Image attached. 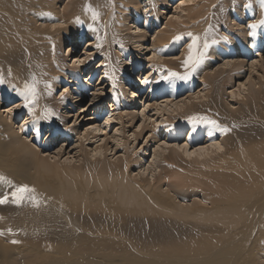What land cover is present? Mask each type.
<instances>
[{"label":"bare ground","instance_id":"1","mask_svg":"<svg viewBox=\"0 0 264 264\" xmlns=\"http://www.w3.org/2000/svg\"><path fill=\"white\" fill-rule=\"evenodd\" d=\"M64 1L0 0V74L3 73L1 68L9 67L10 76L14 79L10 88L0 86V101L6 103L11 98L18 101L9 108L6 106L9 117H3L5 115L2 116L0 111V177H3L0 179V198L6 190L10 194L16 186L28 184L36 190L33 195L40 196L38 201L47 204L46 208L60 212L61 207L67 212L64 216L75 219L76 223L72 224L81 226L70 228V233L75 237L69 236L66 231L56 230L60 227L49 224L51 220L48 221L46 217H33V201L27 197L19 205L11 203L10 198L9 203L0 204V212H3L5 206L13 207L10 221L6 215L0 216V264H264V140H247L264 135V121L230 122V131L220 132L221 142L212 143L214 140H211L210 144L197 146L195 154L198 158L207 156L199 162L201 165L192 166L190 173L188 169L185 172L179 169L175 177L181 176L180 181H169L164 189L161 179L170 178L166 173L168 170L164 169L167 162H162L161 156L163 161L167 160L163 155L167 149L157 143L155 146H159L160 150L152 152V160L147 166L152 168L156 164V168L161 167L158 175L149 182L147 178L138 181L130 179L129 172L136 165V156L123 155L115 162H106L105 166L99 163L97 167L72 165L69 167L73 169L68 171L66 167L60 169L49 162L23 137L29 132L38 136L45 130V126L48 127L49 135L55 129L43 116V109L48 105L45 94L49 90L48 85L53 82L57 85L68 73V79L80 90L75 100L82 99L83 91L88 89L87 84L79 82L75 72L67 70L65 73L62 69L63 60L59 49L63 39L77 34V30L102 27L100 34L96 35L95 43L102 45L105 42L107 50L114 40L116 43L123 37L119 28L128 17L121 9L135 13L136 9L139 10L137 6L144 5L143 8H147L150 5L149 0L145 4L143 0ZM213 1L180 0L174 7L175 12L170 14L165 23L166 26L153 31L152 45L158 46V52L161 53V48L167 46L181 30L184 21L198 20L203 15L205 4L211 6ZM240 2L236 9L243 14L248 9L244 0ZM255 2L259 3L257 0ZM57 4L63 5L57 7ZM253 7L256 8L255 17H261L264 11L260 4L256 6L253 3ZM74 12L77 14L74 15ZM93 12L98 13L95 20ZM136 18L139 19V15ZM147 19L148 14L145 21ZM249 35L250 32L247 35L244 33V37ZM247 44L243 47L237 41L236 54H230L229 58L222 60L221 66H229L228 71L243 66L240 57L249 47V51L254 53L252 57L260 55V50L264 48V37ZM217 50L223 51L220 48ZM188 51L187 43L181 54V63L187 58ZM218 51H214L215 54H219ZM227 52L231 51L227 49ZM118 56L125 58V52H120ZM171 57L175 60L177 56ZM151 58H162V55L153 52ZM257 64L258 58L251 59L248 67L250 71H254ZM215 68L218 66L214 65ZM258 71L260 74L257 77L264 78V66L258 67ZM104 72L102 76L106 80ZM220 73H224V70ZM204 77H209L208 82L212 78L203 73L201 80ZM248 79L243 82H248ZM108 80L111 79L108 77ZM240 80L238 91L244 86ZM26 84H34L36 88L37 99L31 106L34 112L23 107L24 100L19 95ZM149 87H153L151 81ZM128 91L131 96L136 95ZM230 92L231 96L240 95L234 89ZM207 102H210L209 98ZM18 104L21 107L17 108ZM174 106L177 108L181 104L174 103ZM144 107L148 109L149 104H144ZM22 112H26V116L20 126L23 130L19 134L12 129L11 123L13 117L17 118ZM131 118L134 119V116L131 115ZM113 119H121V113L111 112L106 127L98 128L104 131L101 135L109 134L107 129ZM248 124V128L256 129L252 133L256 135L245 132ZM37 127L40 128L39 134L34 131ZM121 133L118 127L109 139L117 144ZM36 142L39 144L38 139ZM160 170H163L161 178ZM96 189L100 201H106L103 196L110 194L112 200L107 201L106 206L109 205L110 214H75L74 211L79 208L77 203L92 206L95 194L91 195V191ZM175 199L179 203L176 204ZM45 220L48 223L45 229L40 228L44 231L31 233ZM103 222L108 227L111 225L113 229L109 228L114 233L95 225L91 229L87 228ZM65 236L70 238L66 239Z\"/></svg>","mask_w":264,"mask_h":264},{"label":"rangeland","instance_id":"2","mask_svg":"<svg viewBox=\"0 0 264 264\" xmlns=\"http://www.w3.org/2000/svg\"><path fill=\"white\" fill-rule=\"evenodd\" d=\"M146 1L143 0V4ZM255 1L244 0L243 3L246 4V9L249 12L246 11L243 14L236 9L237 4L241 3L240 0H215L211 6L206 3L202 17L198 20L184 21V26L169 41L167 46L161 48V53L158 52V46L152 45L155 34L153 31L155 29L158 31L166 26L165 23L170 14L175 12L174 7L180 0H149V7L143 8L144 5H139L137 6L139 10L136 9L135 13L121 9V11H125V15L128 17L124 25L119 28L123 37L116 43L114 40L107 50L105 42L100 45L101 50L95 46L97 43L95 41L96 35L100 34L102 27L99 26L98 29L95 27L90 29L91 31L86 28L77 30V34L63 39L59 54L63 60L62 69L65 70V73L68 71L75 72L79 82L87 84L88 89L83 91L82 99L75 100L80 90L76 88L74 82L68 79L70 77L68 73L66 77L61 78L57 85L56 82H53L51 90L45 93L48 105L43 109V116L48 123L55 126V129L49 135L47 133L48 127L45 126V130L40 135L36 136L29 132L23 137L32 143L41 155L47 157L49 162L60 167V169L66 167L68 171L73 169L69 167L72 165L97 167V163H99L105 166L106 162H115L123 155L136 156V165L131 167L129 177L132 181L147 178L149 182H152L153 178L158 175L161 167L160 165L156 168V164L152 168L147 166L148 162L152 160V152L157 149L160 150L159 146H155L157 143L167 149L163 152L167 160L163 161L161 156V161L167 162L166 166H163L165 170H168L166 173L170 179H161V183L164 184L163 189L169 181H180L181 176L180 178L175 177L179 169L184 172L185 169H188L190 173L192 166L201 165L199 162L207 158V156L198 158L195 154L198 145L200 147L210 144L209 141L211 140H214L212 143L221 142L220 131L200 118L207 117L208 120H215L220 126L223 125L228 128L232 121H264V78L262 76L257 77L260 74L258 67L264 66V48L260 50V55L252 57L254 53L249 51L251 49L248 46V50L240 57L243 59V66L231 69V71H228L229 66H221L222 60L229 58L230 54H236L237 41L241 46L246 47L247 43L264 37V25L258 26L255 30L256 34L251 35L252 38L250 35V38L244 37V33L247 35L248 32L253 31L248 27L249 24L264 19V12H261V17H255L256 8L253 7L254 3L256 6L260 4L261 8L264 0H257L259 3ZM60 5L63 4H57V7ZM208 8L210 9L208 10ZM76 14L74 12V15ZM147 14L149 19L145 21ZM136 15H139V19L136 18ZM101 33L103 34V32ZM187 33L200 37L196 47V55H199L200 52L204 53L201 63L195 66V71L187 80L179 77L161 80L160 76L168 75L170 70L181 75L189 70L181 63L183 48L187 43H191V37ZM78 34L80 36L77 39ZM177 36L180 39H175ZM205 39L209 44L207 50L203 47ZM69 48L71 52H69ZM218 48L223 51H218ZM227 49L231 52H227ZM122 51L125 52V58L118 56ZM214 51H218L219 54H215ZM153 52L162 55V58H151ZM172 55L179 57V59L174 57V60ZM89 56L92 59H88ZM253 58H258V64L254 71H250L248 67ZM82 59L85 60L84 64L79 63ZM214 65L218 66L215 70ZM1 69L3 73L0 74V77L5 82L0 86L10 88L14 83V79L10 76V68ZM222 70L224 73H220ZM104 71L109 72L114 79L108 80L106 77L105 80L102 76ZM203 73L211 75L213 79L210 78L208 82L207 78L209 77H204L201 80L200 77ZM146 77L149 81L144 84L143 82L147 80ZM248 77L249 81L243 82ZM239 79L244 86H241L238 91ZM150 81L153 83V87H149ZM97 84L99 87L101 86L99 90ZM233 89L240 95L231 96L230 90ZM128 90L135 92L136 95L131 96ZM197 91L199 93L196 96ZM90 93L93 94L90 96ZM208 98L210 102H207ZM17 102L12 98L6 103L0 101L2 116L9 117L7 108ZM146 103L149 104V108L145 110L144 104ZM174 103H179L181 106L176 108ZM114 111L121 113V119L110 120V126L107 129L109 134L101 135L104 131L98 130V128L106 127L107 118ZM25 114L26 112H22L17 118L13 117L11 123L13 130L17 132L22 130L20 126L26 116ZM131 115L134 116V119L131 118ZM139 125L140 127H138ZM118 127L122 133L120 135L121 140L119 139L120 143L118 140L116 144L114 140L109 139V136ZM246 127L245 132L249 131V134L255 132L254 127L248 128L249 124ZM209 132L212 133L211 136L208 135ZM36 139H38L39 144ZM247 140L262 142L264 135ZM104 141H106L105 144ZM96 147L103 149L99 150ZM153 168L155 169L153 170ZM149 170H151L150 173H148ZM163 170H160V178ZM95 176L99 177V175ZM180 185H182L181 182ZM97 191V189L91 191V195L95 194L92 206L87 207L77 203L79 208L74 211L75 214H83L84 216L86 214H110L109 205L106 207L108 202L112 200L110 194L103 196L106 201H100ZM4 195H9V199L11 198L8 190ZM35 197L38 200L40 196ZM175 202L176 204L179 203L177 199ZM185 204L189 205L188 202ZM111 205L113 206L114 203L112 202ZM71 206L73 207V205ZM46 207L47 204L44 202H32L33 217H46L47 220H51L49 224H56V227H60L56 230L66 231L65 233L69 236L75 237L73 233H70V228L75 225L79 228L81 225L72 224L75 219L72 220L68 216H64L67 212L64 209L63 211L61 207L60 212ZM12 210L13 207L7 208L5 206L2 211L8 214H1L3 212H0V216L6 215L10 221V217L13 215L10 214ZM62 215L68 219L66 220ZM62 219L64 221H61ZM47 220H45L46 223L40 222L38 226L36 224L37 230H31V233L44 231L40 228L45 229L46 224H48ZM93 225L104 227L109 233H114L111 230L113 229L112 226L109 225L110 229L104 222L94 223L87 228L91 229ZM65 238L69 239L70 237L65 236Z\"/></svg>","mask_w":264,"mask_h":264},{"label":"snow or ice","instance_id":"3","mask_svg":"<svg viewBox=\"0 0 264 264\" xmlns=\"http://www.w3.org/2000/svg\"><path fill=\"white\" fill-rule=\"evenodd\" d=\"M188 2H191V0H188ZM262 10H264V3H262L261 5ZM98 16V13L93 12V20H95ZM260 25H264V19H260L254 23H251L248 25V27L250 29H252L253 31L250 33V35H255L256 32L255 30L258 28V26ZM91 27V26H90ZM188 36L191 37V43L188 44V56L187 58L183 61V66L186 69H189L188 71H186L183 75H181L180 73H177L175 71H169L168 75H161L160 79L161 80H167L169 79V77H179L180 79L183 80H187L191 77L192 72L195 71V66L199 65L201 63V60L203 58L204 53L200 52L199 55H196V47H197V43L200 40V37L198 35H193L192 33H187ZM99 39V37H98ZM175 39H180L179 36L175 37ZM225 39H227L225 37ZM213 43H216V41H213ZM97 48L100 47V44H96L95 45ZM204 49L207 50L209 47L208 41L207 39H205L204 41V45H203ZM69 52H71V50L69 49ZM177 59H179V57H176ZM88 59H92L91 56L88 57ZM80 64H84L85 60H80L79 61ZM104 75L106 77H109L110 79H114L109 72H105ZM5 81L2 77H0V84H3ZM147 83V81H145ZM49 90H51V85H48ZM19 95L23 97L24 103H23V107L28 108L29 111L34 112L35 109L33 107H31L37 99V94H36V88L35 85H25L24 90L19 92ZM63 98V97H62ZM17 108L21 107V105H16ZM12 109H9V111H11ZM200 119H203L205 122L210 123L214 126V128L217 131H220L222 133H227L230 131V129L228 127H221L217 121L215 120H208L207 117H202ZM195 120V118H194ZM23 130V129H22ZM37 134L40 133V128L37 127L34 130ZM209 136L212 135L211 132L208 133ZM216 147H219V145H217ZM0 179H3V177H0ZM35 188L30 187L28 184H21L19 186H16L15 189L13 191H11L10 195H11V203L13 204H21V202L27 197V199L33 201L34 203H39V201L36 199L35 195H33V193H35ZM9 203V195H3L2 198H0V204H6ZM9 231H11V229H9ZM0 234H2V232H0ZM13 243H19V241H13Z\"/></svg>","mask_w":264,"mask_h":264}]
</instances>
